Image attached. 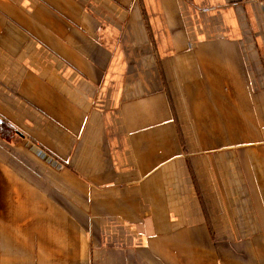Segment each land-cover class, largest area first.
Instances as JSON below:
<instances>
[{
    "label": "crops",
    "instance_id": "obj_1",
    "mask_svg": "<svg viewBox=\"0 0 264 264\" xmlns=\"http://www.w3.org/2000/svg\"><path fill=\"white\" fill-rule=\"evenodd\" d=\"M0 264H264V0H0Z\"/></svg>",
    "mask_w": 264,
    "mask_h": 264
},
{
    "label": "trees",
    "instance_id": "obj_2",
    "mask_svg": "<svg viewBox=\"0 0 264 264\" xmlns=\"http://www.w3.org/2000/svg\"><path fill=\"white\" fill-rule=\"evenodd\" d=\"M14 134L13 129L4 122H0V135L11 138Z\"/></svg>",
    "mask_w": 264,
    "mask_h": 264
}]
</instances>
